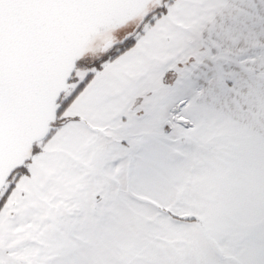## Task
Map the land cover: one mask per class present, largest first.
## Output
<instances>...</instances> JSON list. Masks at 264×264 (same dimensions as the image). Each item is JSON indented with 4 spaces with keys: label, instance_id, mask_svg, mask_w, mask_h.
Listing matches in <instances>:
<instances>
[{
    "label": "snow or ice",
    "instance_id": "1",
    "mask_svg": "<svg viewBox=\"0 0 264 264\" xmlns=\"http://www.w3.org/2000/svg\"><path fill=\"white\" fill-rule=\"evenodd\" d=\"M0 264H264V0H0Z\"/></svg>",
    "mask_w": 264,
    "mask_h": 264
}]
</instances>
